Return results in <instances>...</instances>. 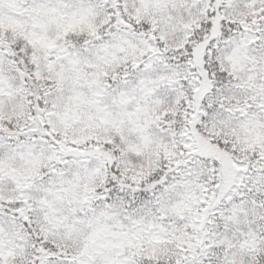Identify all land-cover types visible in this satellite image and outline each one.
Segmentation results:
<instances>
[{
    "label": "snow or ice",
    "instance_id": "snow-or-ice-1",
    "mask_svg": "<svg viewBox=\"0 0 264 264\" xmlns=\"http://www.w3.org/2000/svg\"><path fill=\"white\" fill-rule=\"evenodd\" d=\"M0 264H264V0H0Z\"/></svg>",
    "mask_w": 264,
    "mask_h": 264
}]
</instances>
